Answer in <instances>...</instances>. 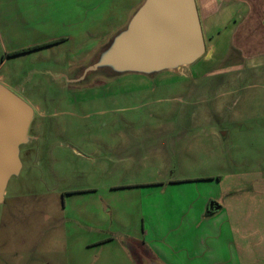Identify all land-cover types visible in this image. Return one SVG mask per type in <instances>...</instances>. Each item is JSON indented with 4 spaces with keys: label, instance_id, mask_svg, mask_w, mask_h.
<instances>
[{
    "label": "rangeland",
    "instance_id": "rangeland-1",
    "mask_svg": "<svg viewBox=\"0 0 264 264\" xmlns=\"http://www.w3.org/2000/svg\"><path fill=\"white\" fill-rule=\"evenodd\" d=\"M47 1L31 3L29 19L0 20V81L25 101L61 91L57 77L127 26L113 0ZM136 1L133 16L145 0L124 1ZM39 40L56 44L11 54ZM224 54L206 44L193 65L116 75L109 154L99 143L89 158L51 159L21 144L0 203V264H188L178 243L203 240L190 264H264V62ZM209 197L223 203L222 224L177 225Z\"/></svg>",
    "mask_w": 264,
    "mask_h": 264
},
{
    "label": "water",
    "instance_id": "water-1",
    "mask_svg": "<svg viewBox=\"0 0 264 264\" xmlns=\"http://www.w3.org/2000/svg\"><path fill=\"white\" fill-rule=\"evenodd\" d=\"M205 52L195 0H145L85 74L111 69L116 75H152L193 65ZM32 119V107L0 83V203L10 178L21 170L19 147L28 141Z\"/></svg>",
    "mask_w": 264,
    "mask_h": 264
},
{
    "label": "flooded vegetation",
    "instance_id": "flooded-vegetation-1",
    "mask_svg": "<svg viewBox=\"0 0 264 264\" xmlns=\"http://www.w3.org/2000/svg\"><path fill=\"white\" fill-rule=\"evenodd\" d=\"M53 44L56 43L45 47ZM104 49L94 51L95 58L90 65L70 68L57 77L64 79L61 91L37 89L27 95L26 102L33 109L28 144L41 143L40 147H45L51 159L57 157L59 149H64L63 153L75 157V160L89 158V152H84L93 151L99 143H107L108 154L111 150L115 129L116 73L111 69H100L85 74ZM20 90L27 91L25 88ZM75 193L78 192H64L62 199Z\"/></svg>",
    "mask_w": 264,
    "mask_h": 264
},
{
    "label": "crops",
    "instance_id": "crops-1",
    "mask_svg": "<svg viewBox=\"0 0 264 264\" xmlns=\"http://www.w3.org/2000/svg\"><path fill=\"white\" fill-rule=\"evenodd\" d=\"M38 1L40 0H0V20L3 21L8 18L18 20L20 17L29 19L31 3ZM42 1L44 2L45 0ZM56 1L60 2L61 0ZM124 1L125 0H113L112 7L114 8V11L116 8L120 7L122 12L126 15L130 14L128 18H126L125 14L123 15V19L126 20L125 22L128 25L133 16L132 13L134 7L138 8L141 3L140 1H136L133 5L132 3H124ZM195 1L204 39L206 44H209L212 52H222V54L223 52H226V54H224L226 57H228V52L235 53L241 60L242 64H250L253 67L261 65V63L264 62V0ZM21 2L23 4L30 3L29 6H25L27 10L19 9V3ZM47 2H51V0H48ZM5 4H7L6 8L4 7ZM123 29H125V27ZM33 30L35 29L27 28V31L29 32ZM117 34L118 32H113L111 35L112 37H110L106 41V44L101 46V48H106ZM51 42H53V40L35 41L34 44L16 49L12 51V53ZM0 83L6 84L3 78ZM211 200L212 198L209 197L203 206H200V209H197L196 203H193L185 215L182 216L183 220H179L180 222H178L177 225L182 224L184 221L188 222V226H198L205 222L208 223L209 226H216V224L218 226V223L222 224L223 222L220 220L223 216V203L219 204L217 201H214V210L211 211V204L209 203ZM193 242L194 243H192V241L180 242L177 245L178 249H176L181 252V254L187 253L188 264H190L193 259L192 253L195 251V243L197 244L196 248L198 245L204 247V240ZM217 248L218 247L214 248L213 245H208L207 250L211 252Z\"/></svg>",
    "mask_w": 264,
    "mask_h": 264
},
{
    "label": "trees",
    "instance_id": "trees-1",
    "mask_svg": "<svg viewBox=\"0 0 264 264\" xmlns=\"http://www.w3.org/2000/svg\"><path fill=\"white\" fill-rule=\"evenodd\" d=\"M51 43H54V42H51ZM51 43H47V44H43V45H39V46H34V47H30V48L23 49V50H19V51L13 52L11 54L12 55H21V54H24V53H28V52L34 51V50L39 49L41 47H45L47 45H51Z\"/></svg>",
    "mask_w": 264,
    "mask_h": 264
}]
</instances>
